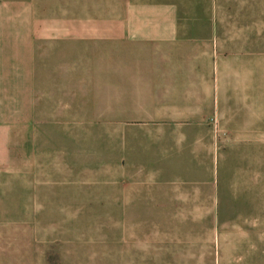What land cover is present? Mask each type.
I'll return each instance as SVG.
<instances>
[{"label":"crops","instance_id":"0c3cea01","mask_svg":"<svg viewBox=\"0 0 264 264\" xmlns=\"http://www.w3.org/2000/svg\"><path fill=\"white\" fill-rule=\"evenodd\" d=\"M246 4L0 0V190L12 189V176L22 175L29 204L78 200L85 188L67 180L73 177L47 175L79 174L78 159L94 156L99 123L105 127V157H123L127 94L133 95L132 109L144 111L140 124L150 128L140 137L151 143L152 159L158 150L169 155L170 136L183 141L186 132L174 124L194 126L198 158L211 147L208 113L228 91L224 78L239 73L228 56L231 68L224 69V47L233 53L239 45L264 44L262 21L250 35L239 26L238 12ZM260 12L264 15V5ZM159 172L153 162L152 175ZM206 186L201 180L176 187L152 179L149 196L156 207L175 198L207 206ZM110 189H103L106 202ZM197 217L208 220L206 213ZM235 237L232 264H264V231L239 229ZM31 264H46L45 256Z\"/></svg>","mask_w":264,"mask_h":264},{"label":"rangeland","instance_id":"374dc122","mask_svg":"<svg viewBox=\"0 0 264 264\" xmlns=\"http://www.w3.org/2000/svg\"><path fill=\"white\" fill-rule=\"evenodd\" d=\"M246 1L250 4L239 9L237 21L250 35L258 30L255 22L264 26V0ZM229 49L224 47V69L231 68L230 57L239 73L224 78L228 91L208 113L211 147L197 158L194 126L174 124L186 132L183 141L170 136L169 155L158 150L152 159L151 143L140 137L150 128L140 124L144 111L132 109L133 95L127 94L123 157H105V127L99 123L94 156L78 159L79 174L47 175L62 181L73 177L67 180L85 188L78 200L29 204L22 175L12 176V189L0 190L6 197L0 198V264H31L39 255L46 264H232L237 231H264V44L239 45L233 53ZM81 149L82 144L80 154ZM152 160L161 170L155 175ZM152 179L176 187L201 180L209 204H182L175 198L156 207L149 196ZM108 185L106 202L103 189ZM200 213L208 220H198Z\"/></svg>","mask_w":264,"mask_h":264}]
</instances>
